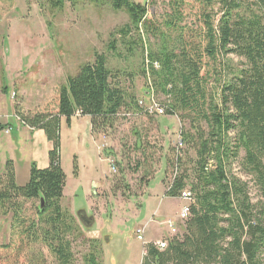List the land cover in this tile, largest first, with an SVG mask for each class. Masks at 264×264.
<instances>
[{
  "label": "trees",
  "instance_id": "obj_1",
  "mask_svg": "<svg viewBox=\"0 0 264 264\" xmlns=\"http://www.w3.org/2000/svg\"><path fill=\"white\" fill-rule=\"evenodd\" d=\"M66 1L36 3L42 10L45 4L62 8ZM68 1L76 4L77 0ZM108 1L114 10H124L130 19L111 34L109 53L127 59L118 53L119 43L129 55L137 54L139 49L143 52L140 30L143 27L147 34L149 30L146 6L135 0ZM199 1L205 8L202 31L195 32L175 22L173 35L151 28L149 34L155 43L149 45L147 59L135 70L146 79L148 92L165 115L147 114L121 81L123 76L133 82L135 73L114 70L108 56L98 52L93 61L80 66L78 73L69 76L59 88L56 112H25L19 104L15 106L20 123L42 130L52 147L49 166L40 169L33 163L29 180L23 186L17 183L14 163L6 162L0 172V215L11 214L14 235L37 248L41 256V250L47 248L56 264H76L75 244L91 226L85 225L86 217L81 225L62 204L67 181L61 159L62 120L70 125L76 115L89 117L93 137L107 138L119 120L132 112L190 119L193 130L180 131L173 157L165 163L169 170H164L162 181L166 197L181 199L184 191L191 193L190 214L181 222L182 233L163 240L167 242L164 250L155 242L146 243L142 264H264V203L254 204L248 184L231 172L233 163L239 161L242 171L255 179L264 194V0ZM183 4L184 0H169L171 21L182 19ZM216 4L219 9L213 13ZM172 24L168 22V26ZM136 33L139 41L134 39ZM228 55L242 59L243 67L230 69L228 77H222L224 70L214 69L222 84L220 93L212 94L208 85L214 73L207 70L203 75L205 60L215 62ZM158 95L166 100H160ZM9 128L10 124L0 123V133ZM187 145L196 151L192 169L185 164ZM135 150L139 151V145ZM114 164L118 171L117 161ZM140 168L138 164L137 170ZM149 173L146 168L144 174L150 177V184L155 176ZM119 174L122 180H114V195L119 185L129 190L121 167ZM74 175L78 176L76 159ZM33 202H37L35 216L28 218L25 207ZM88 242L93 251L84 257V264H101L100 241Z\"/></svg>",
  "mask_w": 264,
  "mask_h": 264
},
{
  "label": "rangeland",
  "instance_id": "obj_2",
  "mask_svg": "<svg viewBox=\"0 0 264 264\" xmlns=\"http://www.w3.org/2000/svg\"><path fill=\"white\" fill-rule=\"evenodd\" d=\"M135 2L147 8L148 34L142 27L140 34L144 49L143 52L139 49L135 55L126 53L119 43L118 53L121 57L128 56L127 59H120L108 51L111 34L128 24L130 19L124 10H114L108 0L95 3L77 0L76 4L67 0L62 8L45 4L42 10L36 0H0V120L5 124H14L12 137L16 139L20 133L17 122L11 117L15 106L19 104L25 112H56L59 88L66 84L69 76L78 73L80 66L93 61L95 52L106 54L109 66L114 70L126 69L135 73L133 82L122 76V84L144 105L149 104L152 93L148 92L146 79L135 70L141 66L142 60L147 59L149 45L155 43L152 34H149L151 28L173 35L175 22L200 32L204 27L201 15L205 8L199 0H184L180 8L183 17L180 21L172 20V24L170 17L173 10L169 0ZM218 9L217 4L213 6V13ZM168 22L172 26H168ZM134 39L139 41L137 33ZM205 63L207 68L203 75L207 70L214 73L215 69L218 72L224 70L222 77H228L230 69H240L244 62L235 55H228L220 56L215 62L206 59ZM210 77L208 89L212 94H219L222 84L218 82L219 76L215 72ZM3 88L8 91L3 92ZM158 97L166 100L162 95ZM134 114L131 112L128 118H121L109 132L110 137H103L98 146L105 144L104 154L107 156V152H111L108 157L117 161L118 171L115 174L111 172V158L105 160L96 151L90 138L89 124L85 123L77 137H74V132H78L75 129L65 127L63 132L61 156L68 176L64 207L77 217L81 225L85 213L86 220L93 221L90 230L83 231V239L75 244L76 264H84V257L93 251L89 239H98L101 243V248L97 247L101 264H142L147 254L146 246L138 240L137 230L146 227L145 242L148 241L155 223L161 222L166 215L168 220L176 219L187 204L183 200L166 197L162 181L165 176L163 170H169L165 163L173 157L180 131L193 132L191 120L181 121L177 116L156 118L143 113ZM191 117L194 118V115ZM86 121L90 120L84 118ZM14 145L17 147V140ZM136 145H139V151L135 150ZM184 149L187 152L186 167L192 169L196 151L189 145ZM75 159L80 173L78 179L74 175ZM138 164L141 165L139 170ZM119 167L125 171L129 190L119 185V191L114 195V180L118 183L122 180ZM146 168L150 169L151 176H155L150 184V177L144 174ZM231 172L248 184L254 204L264 203L263 192L255 179L242 171L239 161L233 163ZM170 173L167 174L168 177L171 175L169 179L172 177ZM90 182L102 186L93 191L94 183L91 185ZM36 206L37 202L28 203L24 215L34 217ZM11 225V214L7 217L0 215V264H56L47 248L41 250V256L37 248H32L28 242L14 235ZM182 231V223L178 222L177 233L166 234L162 239H172ZM161 242H155L156 246L160 248Z\"/></svg>",
  "mask_w": 264,
  "mask_h": 264
},
{
  "label": "crops",
  "instance_id": "obj_3",
  "mask_svg": "<svg viewBox=\"0 0 264 264\" xmlns=\"http://www.w3.org/2000/svg\"><path fill=\"white\" fill-rule=\"evenodd\" d=\"M11 117L17 122L18 127L20 128L19 129L20 133H18L19 136H16V139L12 137V133H13L12 128L14 127V124L12 123L10 124L11 128L0 133V172H3L4 166L8 160L12 161L14 163L17 183L18 185L23 186L29 180L30 169L33 163H36L40 169H44L49 166V151L51 150L52 146H51V143L47 140L45 133L42 130H32L27 126L22 125L15 116V109H14V112L11 113ZM84 118H88L90 121L84 122ZM0 123L5 124L1 120H0ZM85 123L89 124V126L91 127L90 138L92 139L94 143V147L96 148V151L99 153V156H104L106 160L107 156L104 154L103 150L100 149V147H98L99 144L101 143L102 137H99V138L93 137L91 118L89 117L76 115L75 117L72 118L70 125H67L65 120H62L61 147H62V143L64 140L63 132L65 130V127H67V129L69 130L75 129L76 131H78V132H74V137H77V134L83 130V126L85 125ZM15 140H17V147H15L14 145ZM61 159H62V156H61ZM62 166H63V162H62ZM79 176H80V173H78V176L76 177V179H78ZM90 183L91 185L92 183H94L93 185L94 187H92L93 191H95L97 188H100L102 186V185L95 186L96 182H90ZM108 185L109 187L111 186L110 182L108 183ZM67 189H68V176H67L66 186L64 190V197L62 199L63 206H64V200L67 198V195H66ZM146 192H147V187L145 188V193ZM165 192L166 190L164 186L163 193L165 194ZM99 200H100V197H99ZM91 204H92V201H91ZM84 215L87 216L86 213ZM167 217L169 216L166 215L164 218H162L163 220L161 222H157V223L154 222L155 226H153L152 228V231H151L152 235L150 236V239L146 241L145 243H154L159 240L162 241L163 240L162 238L166 236V234H169L168 228L164 224V222L168 220ZM144 231L146 232V227ZM144 238H145V233H144Z\"/></svg>",
  "mask_w": 264,
  "mask_h": 264
},
{
  "label": "built area",
  "instance_id": "obj_4",
  "mask_svg": "<svg viewBox=\"0 0 264 264\" xmlns=\"http://www.w3.org/2000/svg\"><path fill=\"white\" fill-rule=\"evenodd\" d=\"M139 106L141 108H143L144 111L147 114L151 115V116H153V115H158V116L165 115V110L162 107H160L155 102V100L153 99L152 95H151L150 102H149L148 105H144V103L142 101H139ZM7 132H9V131H7ZM103 139H105V138H103ZM182 146H183L182 143H180L179 144V147H182ZM100 149H102V150L106 149V145L103 144L102 147H100ZM109 161H110L109 163L111 165V172L115 174L117 172L116 171V168H115V164H114L115 161L112 158L109 159ZM191 198H192V195H191V193L189 191H184L182 193L181 199L183 201L187 202V204L180 211V213H179V215L177 216L176 219H170V220H168L166 222L165 225L168 228V231H169L170 234H176L177 233V224H178V222H184L188 218V216L190 214L189 204L191 202ZM144 230L145 229H139V230H137V238H138L139 241H141L143 243V246L146 245L145 238H144V233H145ZM156 244H155V246H156ZM159 246H160V248L158 246L157 247L160 250H164L167 247V242H165V241L162 240V242L159 243Z\"/></svg>",
  "mask_w": 264,
  "mask_h": 264
},
{
  "label": "water",
  "instance_id": "obj_5",
  "mask_svg": "<svg viewBox=\"0 0 264 264\" xmlns=\"http://www.w3.org/2000/svg\"><path fill=\"white\" fill-rule=\"evenodd\" d=\"M84 221H85V223H86L87 225H92V224H93L92 219H91V220H90V219H89V220H88V219L86 220V218H85Z\"/></svg>",
  "mask_w": 264,
  "mask_h": 264
},
{
  "label": "bare ground",
  "instance_id": "obj_6",
  "mask_svg": "<svg viewBox=\"0 0 264 264\" xmlns=\"http://www.w3.org/2000/svg\"><path fill=\"white\" fill-rule=\"evenodd\" d=\"M86 210V209H85Z\"/></svg>",
  "mask_w": 264,
  "mask_h": 264
}]
</instances>
